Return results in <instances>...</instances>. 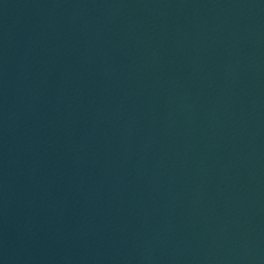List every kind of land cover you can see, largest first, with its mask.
Returning a JSON list of instances; mask_svg holds the SVG:
<instances>
[{"label": "water", "instance_id": "95a60500", "mask_svg": "<svg viewBox=\"0 0 264 264\" xmlns=\"http://www.w3.org/2000/svg\"><path fill=\"white\" fill-rule=\"evenodd\" d=\"M0 264H264V0H0Z\"/></svg>", "mask_w": 264, "mask_h": 264}]
</instances>
